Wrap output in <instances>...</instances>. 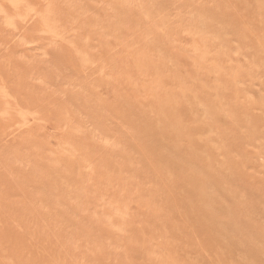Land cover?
Here are the masks:
<instances>
[{
	"label": "rangeland",
	"instance_id": "374dc122",
	"mask_svg": "<svg viewBox=\"0 0 264 264\" xmlns=\"http://www.w3.org/2000/svg\"><path fill=\"white\" fill-rule=\"evenodd\" d=\"M0 264H264V0H0Z\"/></svg>",
	"mask_w": 264,
	"mask_h": 264
}]
</instances>
